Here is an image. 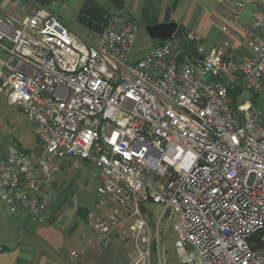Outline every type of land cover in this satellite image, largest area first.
Returning a JSON list of instances; mask_svg holds the SVG:
<instances>
[{"label": "built area", "instance_id": "1", "mask_svg": "<svg viewBox=\"0 0 264 264\" xmlns=\"http://www.w3.org/2000/svg\"><path fill=\"white\" fill-rule=\"evenodd\" d=\"M219 2L243 55L227 38L207 49L190 29L130 60L138 26L123 11L94 20L91 42L33 0H0V90L39 140L36 153L6 146L0 202L43 223L58 171L88 161L99 178L87 214L97 250L126 225L130 264H152L153 253L169 264L171 225L183 264H264V0ZM248 4L257 9L244 24Z\"/></svg>", "mask_w": 264, "mask_h": 264}, {"label": "rangeland", "instance_id": "2", "mask_svg": "<svg viewBox=\"0 0 264 264\" xmlns=\"http://www.w3.org/2000/svg\"><path fill=\"white\" fill-rule=\"evenodd\" d=\"M86 0H40L39 4L51 10L71 30L91 42L99 40V34L81 20L79 14ZM104 5V4H103ZM106 6V5H104ZM128 8L125 9L127 13ZM138 26L135 41L130 53V60L137 59L151 49L157 42L147 31V26L140 20H135ZM250 95L245 91L244 96ZM17 143L23 148L36 153L39 150V140L34 126L25 112L15 105H10L5 92L0 90V155L6 146ZM58 181L62 182L59 197L62 200L61 209L55 220L42 223L35 231L39 236L37 241L41 250L54 259L55 264H130L135 254L134 239L129 230L124 228L110 246L99 251L89 242L93 232L87 219L90 209L97 203V185L99 178L96 167L88 161L80 160L79 167L68 164L57 173ZM163 205H149L152 219H157ZM13 216V214H11ZM150 219V215L147 216ZM163 221V226H164ZM36 225V224H34ZM175 231L170 225L164 240L169 264H177L178 257L175 247ZM3 239L0 237V244ZM76 250L80 258L72 259L71 252ZM155 253L152 264H156Z\"/></svg>", "mask_w": 264, "mask_h": 264}, {"label": "crops", "instance_id": "3", "mask_svg": "<svg viewBox=\"0 0 264 264\" xmlns=\"http://www.w3.org/2000/svg\"><path fill=\"white\" fill-rule=\"evenodd\" d=\"M33 1L36 6L41 5L39 4L40 0ZM99 1L107 5L104 0ZM124 1L126 2L125 9L128 8V11L127 13L124 12L125 10L123 12L130 16L134 22L137 19L148 26L161 22L176 21L178 29L181 30L185 39H187L188 31L194 29L199 36L198 43L207 49L214 47L218 42L227 38L231 42L236 56L243 55L247 50V47L242 42L238 27L231 26L229 31L223 29V25L227 20V11L219 0ZM256 9V4H248L240 16L242 23L250 24L253 12ZM158 43L159 41L157 40L151 49ZM4 156L5 151L0 155V159ZM61 185L62 182H59L57 177L54 185L55 195L49 204V216L44 223L49 222L50 218L55 220L61 209L62 200L58 194L61 190ZM41 225L42 223L33 222L27 211L20 210L16 213H11L8 206L0 202V237L3 239L0 244V264H55V260L48 257L46 252L41 250L38 245L37 239L39 236L35 231ZM123 228L128 231L126 225L122 226L113 235L112 242L119 238Z\"/></svg>", "mask_w": 264, "mask_h": 264}, {"label": "trees", "instance_id": "4", "mask_svg": "<svg viewBox=\"0 0 264 264\" xmlns=\"http://www.w3.org/2000/svg\"><path fill=\"white\" fill-rule=\"evenodd\" d=\"M104 1L105 3H107L106 6H104L103 3L99 0H86L80 11L79 20H81L92 29L98 28V26L94 24V20L103 19L104 12L109 11L110 9H115L111 3L106 0ZM177 34L182 35L180 29L177 30ZM229 92L234 99V102L237 103L239 101V98L243 94V88L238 84H234L230 87ZM253 99H256V96L253 95ZM177 264L183 263L178 261Z\"/></svg>", "mask_w": 264, "mask_h": 264}, {"label": "water", "instance_id": "5", "mask_svg": "<svg viewBox=\"0 0 264 264\" xmlns=\"http://www.w3.org/2000/svg\"><path fill=\"white\" fill-rule=\"evenodd\" d=\"M110 2L117 10L124 11L126 7V2L124 0H107ZM178 29V23L176 21L172 22H161L154 25H148L147 31L152 39L162 41L167 38L173 37Z\"/></svg>", "mask_w": 264, "mask_h": 264}]
</instances>
